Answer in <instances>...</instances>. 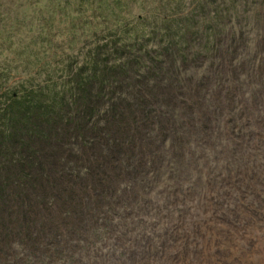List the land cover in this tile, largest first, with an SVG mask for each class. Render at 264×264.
Returning <instances> with one entry per match:
<instances>
[{
	"label": "rangeland",
	"instance_id": "rangeland-1",
	"mask_svg": "<svg viewBox=\"0 0 264 264\" xmlns=\"http://www.w3.org/2000/svg\"><path fill=\"white\" fill-rule=\"evenodd\" d=\"M97 8L0 0L2 83L65 76L66 65L83 66L100 46L120 58L110 32L120 16L108 7L107 23ZM130 8L136 21L159 8L188 18L189 49L158 56L160 37L146 42L141 54L158 63L142 86L129 58L130 79L117 75L96 100L107 129L94 131L87 117L88 140L51 157L67 163L42 186L55 197L36 215L44 226L37 239L6 245L0 264H264V0H138ZM206 24H214L210 37L194 34ZM144 28L149 39L153 26ZM113 99L117 110L103 115Z\"/></svg>",
	"mask_w": 264,
	"mask_h": 264
},
{
	"label": "trees",
	"instance_id": "trees-1",
	"mask_svg": "<svg viewBox=\"0 0 264 264\" xmlns=\"http://www.w3.org/2000/svg\"><path fill=\"white\" fill-rule=\"evenodd\" d=\"M65 1L68 4L79 3L80 10L89 11L90 7L98 6L94 10L95 17L98 16L97 13H102L107 23H111L108 19L110 16L107 17L104 13L108 7L114 5L115 9L111 15L119 14L120 19L115 20V26L110 32L112 37H117L114 44L120 45V48H117L116 55L120 53L121 57L117 56L118 61V58L113 60V54L104 57L103 51L106 47L100 46L83 66L75 67L71 63L66 65L62 70L65 76L62 77H49L46 82L39 84L22 81L15 87L3 84L0 78V252L18 237L21 241L37 239L36 233H39L44 225L36 215L41 205H45L47 209L51 207L45 203L47 198H55L44 193L46 191L42 190V186L51 179L50 170L52 173L60 171V167L63 169L67 163V159L63 158L60 160V166L56 165V161L51 160V157L60 153L62 155L65 147H70L71 144L76 146L75 142L71 143L72 140H88L83 123L87 117L94 131L107 129L102 122L103 117L107 116L96 115L103 111H100L103 106L99 108L96 100H105L110 93L109 89L114 86L112 81L118 78L117 75L125 74L127 79L130 77L132 67L129 58L135 57L141 68L147 67L148 73H144L140 67L136 72L137 84L142 86L145 83L143 80L151 72L148 65L152 66V61L158 56L171 52L170 46L176 45V50L181 55L189 49V35L195 27L188 18H176L167 14L164 8L157 9L155 17L140 15L136 21V18L132 19L130 7L138 0ZM142 4L146 5V1ZM213 25L206 24L194 34L200 35L202 31L204 36L210 37L213 33L211 31H214ZM144 26H153L149 39L147 28ZM158 37L161 39L157 44L158 48L153 50L158 56L148 61L141 53L148 46L146 42ZM155 61L158 63V60ZM187 62V58L182 61L176 59L173 60V65L175 68H182ZM115 100H112L114 102H111V108L106 109L103 115L117 110ZM145 101L139 105L144 110L147 109L146 113H150L151 110ZM95 118L100 121L93 122ZM78 149L81 150L80 147ZM103 160L105 161L104 158Z\"/></svg>",
	"mask_w": 264,
	"mask_h": 264
}]
</instances>
